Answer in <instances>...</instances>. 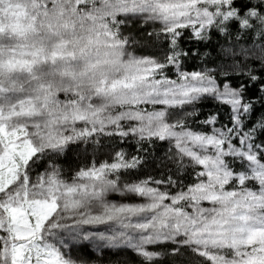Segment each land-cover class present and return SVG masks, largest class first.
I'll return each mask as SVG.
<instances>
[{"label":"snow or ice","instance_id":"obj_1","mask_svg":"<svg viewBox=\"0 0 264 264\" xmlns=\"http://www.w3.org/2000/svg\"><path fill=\"white\" fill-rule=\"evenodd\" d=\"M0 264H264V0H0Z\"/></svg>","mask_w":264,"mask_h":264},{"label":"trees","instance_id":"obj_2","mask_svg":"<svg viewBox=\"0 0 264 264\" xmlns=\"http://www.w3.org/2000/svg\"><path fill=\"white\" fill-rule=\"evenodd\" d=\"M218 37L217 36H213V44H216V41H217ZM216 47H219L218 44H216Z\"/></svg>","mask_w":264,"mask_h":264},{"label":"clouds","instance_id":"obj_3","mask_svg":"<svg viewBox=\"0 0 264 264\" xmlns=\"http://www.w3.org/2000/svg\"><path fill=\"white\" fill-rule=\"evenodd\" d=\"M82 71V69H80Z\"/></svg>","mask_w":264,"mask_h":264}]
</instances>
